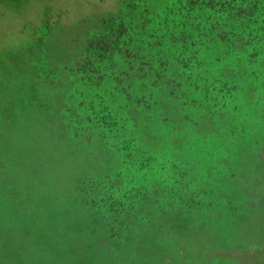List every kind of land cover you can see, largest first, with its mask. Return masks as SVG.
Masks as SVG:
<instances>
[{"label": "rangeland", "instance_id": "obj_1", "mask_svg": "<svg viewBox=\"0 0 264 264\" xmlns=\"http://www.w3.org/2000/svg\"><path fill=\"white\" fill-rule=\"evenodd\" d=\"M248 13L0 0V264H264V14ZM32 238L41 256L13 262Z\"/></svg>", "mask_w": 264, "mask_h": 264}, {"label": "trees", "instance_id": "obj_2", "mask_svg": "<svg viewBox=\"0 0 264 264\" xmlns=\"http://www.w3.org/2000/svg\"><path fill=\"white\" fill-rule=\"evenodd\" d=\"M241 3L243 5V9L247 12L249 11L248 14H250L252 12L253 16H251V19H253L254 16H256V15L262 16L264 14V0H239V5H241ZM250 28H251L252 32L253 31L257 32V29H253L252 25H250ZM245 31H248V30L244 29L242 32L244 33ZM237 32H239V30ZM29 238L30 237L28 236V239ZM28 239H27V242H28ZM32 240H34L36 243L34 245H32L31 250L29 249V251H28V249L22 248L23 250L19 251V253L16 252V254L11 255L13 262L15 261L14 259L21 257V256H22V258L25 257V260H26V258L30 259V258L35 257V256H36V258H39L41 256L40 252L42 251V248L35 249L36 244H37V240H35L34 238H32ZM14 246H15V243H14ZM16 246L21 247L22 245H20L19 242H16ZM25 247L28 248V246H25ZM18 249H20V248H18ZM17 253H18V255H17Z\"/></svg>", "mask_w": 264, "mask_h": 264}]
</instances>
